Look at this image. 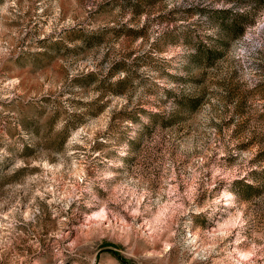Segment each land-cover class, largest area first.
<instances>
[{
  "label": "clouds",
  "instance_id": "obj_1",
  "mask_svg": "<svg viewBox=\"0 0 264 264\" xmlns=\"http://www.w3.org/2000/svg\"><path fill=\"white\" fill-rule=\"evenodd\" d=\"M0 264H264V0H0Z\"/></svg>",
  "mask_w": 264,
  "mask_h": 264
}]
</instances>
